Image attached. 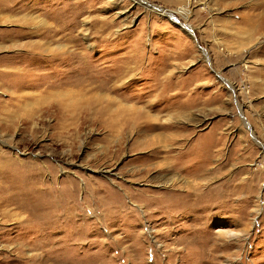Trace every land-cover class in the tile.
<instances>
[{
  "label": "rangeland",
  "instance_id": "rangeland-1",
  "mask_svg": "<svg viewBox=\"0 0 264 264\" xmlns=\"http://www.w3.org/2000/svg\"><path fill=\"white\" fill-rule=\"evenodd\" d=\"M0 264H264V0H0Z\"/></svg>",
  "mask_w": 264,
  "mask_h": 264
},
{
  "label": "bare ground",
  "instance_id": "bare-ground-1",
  "mask_svg": "<svg viewBox=\"0 0 264 264\" xmlns=\"http://www.w3.org/2000/svg\"><path fill=\"white\" fill-rule=\"evenodd\" d=\"M163 13L165 14L166 12H164L163 11ZM162 13V14H163ZM166 15V14H165ZM162 141H164V139L162 140V137H158L157 138V141L155 142V143H160V142H162ZM161 173V172H160ZM162 173H163V171H162ZM165 173L168 175V174H171V175H180V174H185V176L186 177H191V178H194V179H196L197 178V180L199 179V180H201V178H200V174H188V169L187 168H181L180 166H179V164H175V165H173L172 166V168H169V169H166V171H165ZM196 175V176H195ZM175 176V177H176ZM164 179L165 178V175H157V176H155L154 177V181H156V182H160V179ZM178 178V177H177ZM203 178V177H202ZM161 179V180H162ZM166 180H168V179H166ZM175 180V179H174ZM186 181V183H189L190 182V180H188V179H185ZM163 181V180H162ZM164 181H165V179H164ZM176 181V180H175ZM166 182V181H165ZM196 181H193V183H194V185H192V186H190V190H192V191H190V192H185L186 194L187 193H189V194H195V193H197L198 191H199V189H200V185L199 184H196L195 183ZM167 183H168V181H167ZM166 183V184H167ZM169 183H170V181H169ZM168 183V184H169ZM168 187H166V188H168V189H173V188H176V185L175 184H173V182L171 183V184H169V185H167ZM177 189H179L178 187H177ZM180 190V189H179ZM171 192V191H170ZM173 192H182V191H176L175 189H174V191ZM184 193V192H183ZM167 194H168V192H167ZM172 194V193H171Z\"/></svg>",
  "mask_w": 264,
  "mask_h": 264
},
{
  "label": "water",
  "instance_id": "water-1",
  "mask_svg": "<svg viewBox=\"0 0 264 264\" xmlns=\"http://www.w3.org/2000/svg\"><path fill=\"white\" fill-rule=\"evenodd\" d=\"M164 12H165V11H164ZM176 21H177V20H176ZM178 24H179L181 27H182V25H183V24H180V23H178ZM182 28H183V27H182Z\"/></svg>",
  "mask_w": 264,
  "mask_h": 264
}]
</instances>
